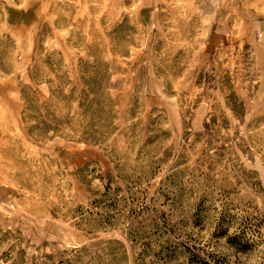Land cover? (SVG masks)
<instances>
[{
    "label": "rangeland",
    "instance_id": "obj_1",
    "mask_svg": "<svg viewBox=\"0 0 264 264\" xmlns=\"http://www.w3.org/2000/svg\"><path fill=\"white\" fill-rule=\"evenodd\" d=\"M0 264H264V0H0Z\"/></svg>",
    "mask_w": 264,
    "mask_h": 264
}]
</instances>
